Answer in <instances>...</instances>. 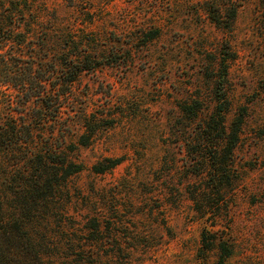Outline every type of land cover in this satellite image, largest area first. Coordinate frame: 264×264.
<instances>
[{
    "label": "rangeland",
    "instance_id": "rangeland-1",
    "mask_svg": "<svg viewBox=\"0 0 264 264\" xmlns=\"http://www.w3.org/2000/svg\"><path fill=\"white\" fill-rule=\"evenodd\" d=\"M0 21L37 80L89 65L39 118L0 60V128L29 124L61 182L0 186L44 264H264V0H0Z\"/></svg>",
    "mask_w": 264,
    "mask_h": 264
},
{
    "label": "trees",
    "instance_id": "trees-1",
    "mask_svg": "<svg viewBox=\"0 0 264 264\" xmlns=\"http://www.w3.org/2000/svg\"><path fill=\"white\" fill-rule=\"evenodd\" d=\"M212 17L213 18L211 19L213 21L220 22L215 16ZM12 31V26L0 21V60L2 61L3 72L7 69V72H4L3 76L7 79L5 82L10 84L12 81L11 79L17 78L19 89L24 91L23 94L25 99L30 97L31 99L34 98L35 101L41 103L42 107H45L44 110L41 109L38 111L39 113L41 112L39 118H47L46 110H48L51 105L49 101H51L53 104L56 102V110L54 112H57L60 105V97L64 95L63 91L68 90L70 88L69 86H71V84L75 81L80 72H82L84 69H88L89 65H81L79 62L77 63L76 60L69 59V71L67 70L69 76H66L68 78H66L63 84L59 85L57 88L55 86L57 80L53 78L55 76L54 74H56L54 72L59 71V68L56 66V64L50 65L53 72H48V74L44 75L43 80H37L36 76L32 72V66L27 65V69L25 70V68H22V65L19 64L21 60L18 56H7L6 54L1 53L5 44L9 41L12 35ZM11 60H13L16 64L15 70H12V68L9 66L11 64ZM9 70H12L13 73H15V76L9 75ZM18 74H20L19 77H17ZM62 74L63 71L55 77L58 79ZM50 82H52V86L49 90L50 92L47 94V91H45L46 84H49ZM219 122L220 134L218 138H216L215 142L210 143L209 145L211 149L210 156L213 160V163H219V152H224V157L230 156L235 146V136L232 137V140L228 142L225 147L222 145V137L224 139V137H227L228 134L226 132L227 128L224 125L223 118H220ZM8 128L9 129H7V127L2 129L0 128V148L3 149L0 154L3 155L2 160H0V186H3V188L7 187L9 191H12L13 189V191L16 193V196L26 195L28 198H30L29 195H34L33 198H35L36 194H40L44 189H46V195L44 194L45 196H42L40 199L48 200L49 198L53 197L57 191V188L60 187L61 182L58 180H55L54 182L51 181L52 174L50 171L51 168L49 166L50 162L45 153L40 150H31L30 145L34 141V136L30 125L24 122L14 123L11 121ZM207 132L209 133V127H207ZM17 149L18 152L15 153V150ZM116 164L117 162H114L112 165ZM220 164L225 165V162L222 160ZM61 166L65 171L64 174L61 175V177L63 176L62 182L65 181L67 176L79 171L80 169L79 166L68 162L66 159H62ZM222 169H225V167ZM216 172L220 173L221 171L217 170ZM222 172L224 173L223 170ZM208 174L211 178L217 176L211 171H209ZM56 177L57 176H53L54 179ZM11 184L14 185V188L11 187ZM223 187L219 193L222 191ZM38 203L39 201L35 199L34 204ZM202 241L204 242V235L202 236ZM0 264H44L39 250L37 249L32 238L28 235L24 225L21 224L18 219L6 216L4 210V198H1V193Z\"/></svg>",
    "mask_w": 264,
    "mask_h": 264
}]
</instances>
